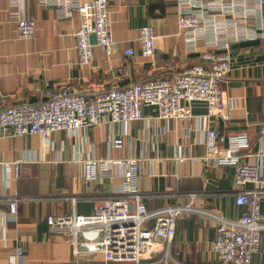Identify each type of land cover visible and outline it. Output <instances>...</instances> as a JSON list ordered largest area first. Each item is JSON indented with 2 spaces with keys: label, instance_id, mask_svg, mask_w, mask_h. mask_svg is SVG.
I'll use <instances>...</instances> for the list:
<instances>
[{
  "label": "crops",
  "instance_id": "crops-1",
  "mask_svg": "<svg viewBox=\"0 0 264 264\" xmlns=\"http://www.w3.org/2000/svg\"><path fill=\"white\" fill-rule=\"evenodd\" d=\"M115 47L110 56L94 51L91 66L78 60L76 31L80 16L36 0H0V111L27 103H43L53 91L68 88L93 97L99 90L126 88L152 78H175L197 64L208 66L204 54L215 51L232 57V70L221 83L232 107L231 121L208 117L196 102L191 121L159 119L156 109L144 108V118L116 126L107 121L92 128L61 131L47 142L40 136L0 139V264H104L102 252L89 254L67 232H52L49 216L92 215L100 201L120 198L127 164L137 162L135 188L147 210L186 207L176 222L169 264H224L211 252L221 221L234 222L245 208L236 204L234 168L216 165L207 156L208 132L225 138L244 134L249 146L242 161L257 164L264 175V0H108ZM74 4L73 2L71 5ZM192 12L200 25L179 28L180 14ZM17 15L35 22L36 36L16 37ZM151 26L156 53L143 58L139 33ZM96 44V37H91ZM132 48L133 56H124ZM181 159H185L181 161ZM19 199L17 215L9 214L6 199ZM75 203V204H74ZM264 226V202L261 205ZM151 222L147 223L149 227ZM261 249L252 264H264ZM17 249H23L17 258ZM146 261L159 259L146 257Z\"/></svg>",
  "mask_w": 264,
  "mask_h": 264
},
{
  "label": "built area",
  "instance_id": "built-area-1",
  "mask_svg": "<svg viewBox=\"0 0 264 264\" xmlns=\"http://www.w3.org/2000/svg\"><path fill=\"white\" fill-rule=\"evenodd\" d=\"M44 7L60 9L63 17L70 11L80 16V28L75 39L80 64L91 66L95 48L107 56L113 52L115 42L110 29L108 0H36ZM74 3L71 5V3ZM210 0H194L195 5ZM177 23L181 30L194 31L200 25L195 13L180 14ZM16 37L29 41L36 36L35 22L17 15ZM0 17V39H1ZM96 37V44L91 42ZM140 53L152 58L156 53V37L151 26L139 33ZM127 49L124 56H133ZM208 66L197 64L178 73L175 78H152L134 83L126 88L99 90L93 97L68 88L53 91L43 103H27L11 106L0 111V139L11 137L40 136L47 142L53 134L61 131H78L92 128L104 121L116 126L128 125L144 118L146 107L157 110L158 118L175 121H191L194 118L193 104L202 103L208 109V117H217L221 122L231 121L232 107L228 105L221 83L232 70V57L215 51L203 55ZM259 135L264 138V111ZM227 148H220L225 138L216 129L208 132L207 160L234 168V180L238 193L236 204L245 208L234 222L221 221L216 229L211 252L224 264H252L253 257L261 249L264 226L261 224V205L264 202V175L257 164L242 161L240 152L247 149L249 139L244 134L231 136ZM185 159H181L184 161ZM137 162L127 164L124 173L125 190L120 198L100 201L92 215H79L75 210L64 216H49L52 232H67L89 254L102 252L104 264H169L170 248L176 236V222L184 214L193 211L197 194L190 195L186 207H166L149 211L143 197L135 188ZM9 214L17 215L19 199H6ZM75 204V203H74ZM151 222L149 227L147 223ZM23 249H17V258H22ZM146 257L159 259L160 263L146 261Z\"/></svg>",
  "mask_w": 264,
  "mask_h": 264
}]
</instances>
